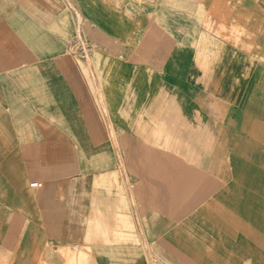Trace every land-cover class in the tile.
<instances>
[{
    "label": "crops",
    "instance_id": "1",
    "mask_svg": "<svg viewBox=\"0 0 264 264\" xmlns=\"http://www.w3.org/2000/svg\"><path fill=\"white\" fill-rule=\"evenodd\" d=\"M73 12L79 36L98 55L140 75L179 77L135 85L146 92L150 120H122L125 138L151 133L130 125L167 128L181 117L182 136L170 127L169 137L264 141V85L246 82L264 74V0H0V264H153V253L161 263L170 253L172 264H183V224L170 232L163 223L168 196L183 202L182 190L159 191L157 216L146 188L136 197L114 166L96 176L37 177L35 155L22 148L23 117L13 109L24 98L39 110L82 98L73 75L54 60L74 36L64 30ZM116 99L112 94L114 134ZM253 108L255 116H246ZM222 168L218 195L211 181L202 191L192 187L193 201L214 198L206 232L193 228L190 247L204 257L198 264H264V150L230 151Z\"/></svg>",
    "mask_w": 264,
    "mask_h": 264
},
{
    "label": "rangeland",
    "instance_id": "2",
    "mask_svg": "<svg viewBox=\"0 0 264 264\" xmlns=\"http://www.w3.org/2000/svg\"><path fill=\"white\" fill-rule=\"evenodd\" d=\"M69 17L64 30H71L74 36L54 60L63 62L66 72L73 75L82 98L47 110L35 108L34 103L24 98L23 107L13 109L18 117H23V123L20 124L23 129L20 142L23 150L29 153V159L32 158L31 154L35 155V175L40 177L48 174L53 178H78L83 174L96 176L110 171L114 166L120 170L121 182L126 186L128 184L133 190L136 187V197L142 200L146 188L151 195V201H146L147 207L157 216L160 210L159 191L175 193L177 187V190L184 193L183 202H176L175 197L168 196V215H164L163 223L170 232L183 224L187 238L183 247V264H198L204 257L192 251L191 233L193 228L196 232L200 231L201 235L206 232L205 211L208 202L213 201L214 197L208 199L204 195L193 201L192 187L199 184L202 191L211 181L212 187L214 185L216 192L219 191L216 194L218 195L222 191V165L225 155L230 151H257V148L264 150V141L169 137L170 127L178 129V135L182 136L179 124L181 117H177V124H169L167 128L150 122L130 125L132 128L151 127V133L133 131L129 134L139 138H125L128 135V124L122 120L129 119V116L141 122L144 119L150 120L146 92L135 85L143 79L152 78L159 85L165 86L168 82L175 84L179 77L169 72L140 75L139 70H131L127 63H119L98 55L79 36L80 19L77 13L73 12ZM66 39L69 40L68 36H65L64 40ZM258 67L264 73V63ZM9 82L15 81L11 79ZM246 82L264 85V74L250 75ZM113 84L119 90L113 92ZM112 94L120 97L115 101L116 115L119 114L121 120L116 124V134L113 133L110 122L113 114ZM173 106H176V102ZM178 110L181 112V109ZM246 110V116H255L254 108ZM177 118L174 117L173 120ZM209 164H215V167L210 170ZM162 180L164 183L160 182ZM177 207L180 212L178 214L182 217L175 220L173 217ZM171 260L170 253L168 262L162 263L152 254L153 264H172Z\"/></svg>",
    "mask_w": 264,
    "mask_h": 264
},
{
    "label": "bare ground",
    "instance_id": "3",
    "mask_svg": "<svg viewBox=\"0 0 264 264\" xmlns=\"http://www.w3.org/2000/svg\"><path fill=\"white\" fill-rule=\"evenodd\" d=\"M226 136H228V135H226ZM231 138V137H230ZM215 140V139H214ZM235 157V156H234ZM240 158V157H239ZM234 160H235V158H234ZM239 160V159H238ZM236 161V160H235ZM234 161V162H235ZM244 161V160H243ZM193 170V169H192ZM254 174V173H253ZM186 179V178H185ZM192 179V178H191ZM192 181V180H191ZM185 182V181H184ZM232 182V181H231ZM228 185H229V183H228ZM232 185V184H231ZM191 186V185H190ZM223 187V186H222ZM188 188V187H187ZM233 189H234V187H233ZM191 190V189H190ZM223 193V192H222ZM193 196H195V194L193 195ZM207 200V199H206ZM192 212V211H191Z\"/></svg>",
    "mask_w": 264,
    "mask_h": 264
}]
</instances>
